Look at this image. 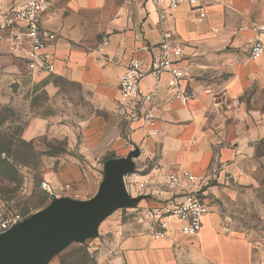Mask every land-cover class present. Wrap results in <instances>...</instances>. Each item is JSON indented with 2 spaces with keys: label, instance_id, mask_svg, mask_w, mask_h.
Instances as JSON below:
<instances>
[{
  "label": "crops",
  "instance_id": "1",
  "mask_svg": "<svg viewBox=\"0 0 264 264\" xmlns=\"http://www.w3.org/2000/svg\"><path fill=\"white\" fill-rule=\"evenodd\" d=\"M19 1L0 0V9ZM202 6L204 11L188 4L166 10L163 21L150 0H51L43 17L44 27L57 35L51 49L55 72L30 79L57 96L63 85L77 89L87 108L70 103L73 95L63 92L60 98L68 102L54 116L32 119L24 140L59 139L67 146L47 154V161L63 164L56 171L49 167L45 181L68 190L45 209L55 204L57 213L85 205L100 212L80 235L97 264H264V244L243 231L235 216V196H243L264 218L254 148L264 138V56L249 59L253 29L264 24V0H202ZM165 32L183 43L191 78L181 85L185 97L161 89L157 133L151 136L141 124L130 129L119 115V83L132 60L150 63L145 48L162 43ZM24 53L0 42L2 74L13 63L23 65L17 57ZM153 84L148 77L142 88ZM153 162L196 175L222 167L220 184L210 190L216 202L197 236L155 240L143 199L132 204Z\"/></svg>",
  "mask_w": 264,
  "mask_h": 264
},
{
  "label": "built area",
  "instance_id": "2",
  "mask_svg": "<svg viewBox=\"0 0 264 264\" xmlns=\"http://www.w3.org/2000/svg\"><path fill=\"white\" fill-rule=\"evenodd\" d=\"M131 0H125L130 2ZM160 11V19L165 20L167 11H173L182 4L204 11L202 0H150ZM257 2L259 0H249ZM51 9V0H20L0 14V42L12 43L14 52L25 53L17 58L26 67L29 78L52 76L55 72L52 48L57 35L43 25V17ZM163 42L147 46L151 54L147 65L140 60H132L120 77L119 115L130 125L141 124L149 134L157 133L156 105L164 87L168 93L180 98L182 82L191 78V69L184 65L183 43L171 32L164 33ZM264 56V24L256 25L250 41L249 59L260 61ZM2 67H0V75ZM153 79L152 89L142 88L144 81ZM166 78V80H165ZM148 179L141 183L139 196L148 201L144 209L147 219L153 224L152 236L163 240L172 234L181 237L197 236L203 226L204 217L210 212V190L220 184L223 169L215 166L203 175L187 170H169L162 164L152 163ZM241 175V174H240ZM235 177V183L237 182ZM43 191L51 198L67 193L68 186L42 182ZM25 220L20 213L0 209V236L11 231Z\"/></svg>",
  "mask_w": 264,
  "mask_h": 264
},
{
  "label": "rangeland",
  "instance_id": "3",
  "mask_svg": "<svg viewBox=\"0 0 264 264\" xmlns=\"http://www.w3.org/2000/svg\"><path fill=\"white\" fill-rule=\"evenodd\" d=\"M61 88L65 90L61 95L63 92L68 97L73 95L68 98L70 103L75 101L78 106L87 108L86 104L79 103L77 89L65 85ZM61 95H54L33 82L20 63H13L0 75L1 161L7 163L0 165V209L20 213L29 222L48 215L40 216L52 199L43 191L42 182L49 167L56 171L63 164L47 161V154L63 152L67 146L59 139H48L42 144L25 141L24 131L32 119L54 116L68 102V99L60 98ZM245 100L241 99V102ZM254 148L256 157L261 161L260 170L255 175L256 196L264 202V138L257 141ZM210 198L208 202L213 206L216 197L211 195ZM239 202L241 205L237 207ZM250 202L251 199L235 196V216L241 221L240 228L263 245L264 218L254 204L249 206ZM146 203L149 202L143 201L142 205ZM121 213L118 211L116 215ZM77 235L65 238L41 264H97L96 256L89 248L90 242L83 237L77 238Z\"/></svg>",
  "mask_w": 264,
  "mask_h": 264
},
{
  "label": "water",
  "instance_id": "4",
  "mask_svg": "<svg viewBox=\"0 0 264 264\" xmlns=\"http://www.w3.org/2000/svg\"><path fill=\"white\" fill-rule=\"evenodd\" d=\"M143 197L132 200V204ZM52 204L40 213L46 215L32 221H23L0 236V264H41L68 236L78 234L95 225L100 212L83 205L79 209H61ZM82 235V236H83Z\"/></svg>",
  "mask_w": 264,
  "mask_h": 264
},
{
  "label": "trees",
  "instance_id": "5",
  "mask_svg": "<svg viewBox=\"0 0 264 264\" xmlns=\"http://www.w3.org/2000/svg\"><path fill=\"white\" fill-rule=\"evenodd\" d=\"M2 151H3V150H1V148H0V165L5 166L7 163L1 161V154H2Z\"/></svg>",
  "mask_w": 264,
  "mask_h": 264
}]
</instances>
